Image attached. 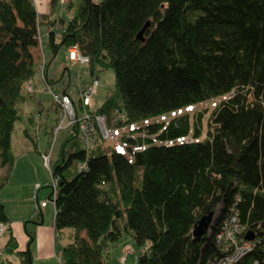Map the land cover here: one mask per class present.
I'll list each match as a JSON object with an SVG mask.
<instances>
[{"label": "trees", "instance_id": "1", "mask_svg": "<svg viewBox=\"0 0 264 264\" xmlns=\"http://www.w3.org/2000/svg\"><path fill=\"white\" fill-rule=\"evenodd\" d=\"M56 4L59 0H51ZM65 4L71 15L57 30H48L44 43L53 56L61 47L67 51L76 46L87 56L92 75L113 70L112 93L94 112L103 113L109 125L113 108L124 111L125 119L115 127L124 133L117 141L125 153L109 139L104 145L96 138L91 148H83L70 125L49 168L54 236L59 238L57 231L63 228L73 229L71 241L57 250L59 264H109L108 246L123 231L139 249L146 246L134 264H202L216 251L214 235L232 212L238 223L263 234L264 0ZM43 16L35 0H0V190L15 160L11 132L18 102L34 93L31 80L43 57H38ZM147 22L143 38H137ZM39 78L43 85L51 83L44 71ZM208 98L216 103L202 139L197 138L200 115L192 127L185 113L167 121H144ZM143 129L157 133L156 141L132 136ZM188 132L197 139L162 143ZM215 209L209 233L195 240L193 225ZM0 220L8 237L4 252L17 258L14 263L0 256V264H32L28 245L17 249L1 199ZM253 258L264 262L261 243L232 264Z\"/></svg>", "mask_w": 264, "mask_h": 264}, {"label": "rangeland", "instance_id": "2", "mask_svg": "<svg viewBox=\"0 0 264 264\" xmlns=\"http://www.w3.org/2000/svg\"><path fill=\"white\" fill-rule=\"evenodd\" d=\"M62 1V2H61ZM77 0H74L73 2H76ZM63 0H59V4L61 7H63L65 12H67L66 9V4L65 2L63 3ZM60 7L59 5L54 6V14L56 15L58 12H60ZM71 10V9H70ZM73 11V10H72ZM39 47L42 46L39 44ZM50 52V57L47 59L48 63L52 62V70H56V72H53V84L49 85H43V89H39L40 91H36L34 94L32 93L31 96H26L24 99L18 102V115L19 117L17 120L14 122L13 129L11 132V150L14 154L15 160H21V155L23 154L24 151H26L27 147H32L36 146L37 140L39 138V141L42 143L44 146L48 136L50 135V132H56L57 129H59L58 124L60 121V110L59 108L57 109L56 102L52 103V99L50 94L45 91V89L49 90L52 89L53 91H56L57 89H60L62 85L66 86L67 91H69L72 99L70 97V100L72 101L73 105L78 106V109L75 110L77 117H82V113L88 112L91 113V117L95 116H101L103 113H95L94 110L100 106V104L103 102L104 98L108 95L111 94V90L114 86V72L110 68H105V69H100L97 73V75H90L89 68L86 63H69L68 59V54L66 57V54L64 53L65 49L64 47H61L56 56L51 58L52 51H50L49 47H45V50ZM43 55V51L40 52L39 56ZM67 58V59H66ZM41 59V60H39ZM74 62V61H73ZM43 64L42 71L46 73V68L47 64L45 62V59L42 57H39L38 60L36 61V72L37 70L39 71V67ZM76 64V65H75ZM82 64V65H81ZM65 65L70 72V76L68 78L67 73L61 74L59 66ZM83 66V67H80ZM80 67V68H79ZM37 74V73H36ZM36 76L37 82L40 83V74L38 73ZM91 77V79H90ZM90 81L88 82V80ZM94 79H97V82H94L92 84V103L90 106H83L81 101H80V107L79 104L76 101V96H77V89L80 86H83L85 83H92ZM33 81V80H31ZM87 83V84H88ZM54 84H57L56 86H53ZM85 85V89L86 86ZM31 84H29L30 87ZM42 85V83H41ZM33 88V87H32ZM83 88V89H84ZM80 90V95L81 91ZM80 100V96L79 99ZM96 103V106H95ZM216 100L212 98H208L202 101H198L195 103H190L188 105H183L180 106L176 109H172L169 111H165L156 115H153L151 117H148L144 121H167L172 117L179 116L181 114H187L189 117V122L191 127L193 124L197 122L199 115H200V137H204L206 133V121L207 117L212 110L213 106L215 105ZM55 106H54V105ZM116 108V109H115ZM111 110L109 113L110 117V124L107 125V127H112L116 125V122L123 121L125 119L124 111L119 110L118 107H115ZM93 110V112L91 111ZM31 114H36L37 117L33 118L32 120L29 119ZM39 117V118H38ZM43 123L46 124L43 126ZM70 123L68 122V117L65 116L63 120V124L61 125L60 129L58 130L57 137H54L53 143L51 144V151L49 152V168L53 165V162L56 160L62 141L65 139L66 135H68L69 130H70ZM53 127V128H52ZM50 130V131H49ZM49 134H48V133ZM95 135L97 138H100L102 143L106 145L103 136L98 132ZM56 136V135H55ZM196 137L192 133L188 132V135L186 136V139L194 138ZM52 139V138H51ZM169 141V140H168ZM175 142V141H174ZM47 150L41 152V158L42 154H44ZM43 161V160H42ZM41 167L37 166V168L32 167L33 171V177L32 181L35 179L37 181H40L39 183L41 184L33 188L32 191V198L30 199L32 202V207L29 206L28 208L20 209L18 210L14 215H18L19 211H25L27 213H33L34 210H37L41 213H39L38 220H42L43 223H50L52 221L53 217V212H54V207H53V197L54 194L52 193L51 199L48 198L49 193L51 192V188L48 186L49 183L51 182V174H50V169L47 168L43 162H41ZM46 163V160H45ZM30 170V169H29ZM30 177V175H28ZM11 181L9 185L5 190H13V184L15 182ZM2 195V193H1ZM1 197V196H0ZM11 197H14L11 196ZM6 204V211L10 214V217L12 216V210L11 207L8 205V202H5ZM5 205V204H4ZM5 207V206H4ZM34 214V213H33ZM29 215V214H28ZM31 215V214H30ZM28 217V216H27ZM25 217L26 224L27 225H32L31 219ZM213 217V216H212ZM35 220V219H34ZM39 220V221H40ZM73 229L72 228H63L62 229V236L55 239V247L59 248L61 244H65L68 241H71L72 237L70 236V233L72 234ZM7 233H4L3 236L0 237V242H2L4 239H7ZM129 244V245H128ZM108 261L109 264H134L135 258L137 254L141 251V248L139 249L136 247L134 244L133 238L128 232H122V235L120 238L111 243L108 246ZM0 256L3 258H11L14 259V255L11 253H6L4 252L3 246L1 249L0 246ZM8 258V259H9ZM57 261L58 260V254H57ZM32 263L34 264H41L38 262L37 259L33 260ZM4 264H9L6 260Z\"/></svg>", "mask_w": 264, "mask_h": 264}, {"label": "crops", "instance_id": "3", "mask_svg": "<svg viewBox=\"0 0 264 264\" xmlns=\"http://www.w3.org/2000/svg\"><path fill=\"white\" fill-rule=\"evenodd\" d=\"M73 1L74 0H71V2H73ZM35 6H36L37 12L41 16L44 15L41 18V22L39 25L40 38L43 42L41 44L42 49H41V47H39V50H40V52L43 51V57L47 61V59L50 57L49 49H48V51L45 50V47H47V45L44 43L46 41L47 32L51 28L57 30L60 27V25H62L64 23V21H67V18H69L71 13L69 12L67 14L65 12V10H63L64 8L61 7L59 4V7L61 10H60V12H58L55 15L54 14V6L51 5V0H35ZM72 10H73V7H71V12H72ZM51 22H54V23H51ZM64 53L66 54V57H67L66 49H65ZM56 54L57 53H55L54 56H56ZM54 56H53V54H51V58H53ZM67 61H68V59H67ZM51 63L52 62L48 63V61H47L46 75H47V79L50 80V82H51L50 84L52 86V84H53L52 83L53 82L52 76H53V72H56V70H52L53 66ZM80 67H83V66H80ZM59 69H60L61 74L66 72L68 75V78H69L70 72H69V69L65 65L59 66ZM90 79H91V77H90ZM90 79L88 80V82L90 81ZM32 82H33V86H34V93L36 91L39 92L40 91L39 89H43V87H44L43 84L41 85V82L40 83L37 82L36 76L33 77ZM87 83H85L83 86H80L77 89V96H76L77 102H78V99L80 96V90L83 89ZM56 85L57 84H54L53 86H56ZM56 91H61V92L65 91L70 96V98L72 99V97H71L69 91H67L65 85H62V87L60 89H57ZM95 106H96V103H95ZM44 125H46V124L43 123V126ZM59 129H57V131L55 133L50 132V135L48 136V139H47L44 146L42 145V143L39 141V138H38L36 146L32 147V149L30 147L26 148V151H24L23 154L21 155V160H14V164L12 167V171H11L9 180H8L7 184L4 186V187H7V185H9L11 183V181H14V179H17V180H15V182L13 184V190H5L6 188H4V187L0 190V196H1L0 199L3 203V205L5 204L4 210H5V213L8 217V219H9L7 224H8V226L11 227L12 234L16 239L17 249H20V250L24 249L28 245V247L31 251L32 259L33 260L37 259L38 262L41 264H59V261H57V250H59L60 246H62L63 244H61L59 246V248L55 247L56 246L55 245V239H57V238H55V236H54L55 230L53 228V217H52V221L50 223H43V221L40 219H39L40 220L39 221L38 217H39L40 212L38 211V209L34 210V212H33L34 214L30 213V212L27 213L25 211H19L18 215H14V214L20 209H24L26 207L28 208L29 206L32 207V202L30 199L32 198L33 188L36 186V184L38 186L41 185L39 183L40 181H37L35 179L32 181V177H33L32 167L35 169L37 168V166L41 167V164H42L41 162H43V161H42L40 154H41V152H43L49 148L51 151V144L53 143L52 140H54V137H57ZM28 175H30V177ZM1 193H2V195H1ZM13 195H14V197H11ZM5 202H8L9 203L8 205L10 207L12 206L11 207V210H12V216L11 217H10V214L6 211V204L7 203H5ZM53 214H54V212H53ZM25 217H27V218L31 219V221H33L31 226L26 224V221L28 219L26 220ZM27 232L30 233V237H31L28 243H27V241H28L29 235H27ZM57 232L60 233V237H61L62 236V230L57 231ZM6 238H8V237H6ZM6 241H7V239H4L2 242H0V246L2 247ZM9 259L11 261H13L14 263L17 262L16 257L14 259H11V258H9ZM32 264H34V263H32Z\"/></svg>", "mask_w": 264, "mask_h": 264}, {"label": "built area", "instance_id": "4", "mask_svg": "<svg viewBox=\"0 0 264 264\" xmlns=\"http://www.w3.org/2000/svg\"><path fill=\"white\" fill-rule=\"evenodd\" d=\"M64 2L66 0H63ZM62 2V1H61ZM63 2V3H64ZM68 60L69 63H86L88 61L87 56L83 55L79 49L72 45L67 49ZM74 61V62H73ZM43 64L39 67V73L43 76ZM97 82V79H94L92 83H88L86 89L84 88L81 91L80 101L83 106H90L92 103V84ZM50 91L52 101L56 102V105L60 110V121L58 127H61L63 124V120L68 117L69 125H75L76 134L81 142V146L83 148H91L94 145L96 140V132H98L103 136L104 139H113L117 136L115 126L107 127L106 125V116L102 114L100 117L97 115L95 117H91V113L84 112L82 113V117H77L75 110L78 108L73 105L70 100V96L67 93H58L55 91ZM146 133V130L143 131ZM185 140V137H177L174 140L166 139L164 141L165 144H171L174 141ZM116 149L123 152L125 149L117 145ZM50 148L42 154L43 164L49 168L48 165V157H49ZM46 160V163H45ZM54 185V182L52 183ZM216 215V209L214 210V214L211 220ZM211 223V221H210ZM210 224L206 230V233H209ZM248 230H251L249 227L238 223L236 212H232V214L225 216L221 221V225L219 230L215 233V242H216V251L208 256L202 264H232L237 262L241 257L248 254L256 245L262 244V250L264 251V233L257 234L255 230H251L253 232V238L246 239L245 234ZM5 231V223L0 220V237L4 234ZM59 234H56V236ZM2 249V247H1ZM146 246L141 247V251L145 250ZM246 264H260L258 259L253 258ZM261 264H264L262 262Z\"/></svg>", "mask_w": 264, "mask_h": 264}, {"label": "water", "instance_id": "5", "mask_svg": "<svg viewBox=\"0 0 264 264\" xmlns=\"http://www.w3.org/2000/svg\"><path fill=\"white\" fill-rule=\"evenodd\" d=\"M147 26L148 22L145 23L144 26L138 31V33L136 34L137 38H143V32ZM213 214L214 210H209L206 214H203L202 216H200V218L197 219L196 223L193 225V228L191 230V234L195 240H198L203 234L206 233V230L210 224ZM245 238H253V232L251 230H248L245 234Z\"/></svg>", "mask_w": 264, "mask_h": 264}, {"label": "bare ground", "instance_id": "6", "mask_svg": "<svg viewBox=\"0 0 264 264\" xmlns=\"http://www.w3.org/2000/svg\"><path fill=\"white\" fill-rule=\"evenodd\" d=\"M146 133H147V134H150V132H149V131H147V130H146ZM249 228H250V229L253 231V229H252L251 227H249Z\"/></svg>", "mask_w": 264, "mask_h": 264}]
</instances>
